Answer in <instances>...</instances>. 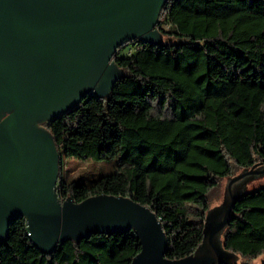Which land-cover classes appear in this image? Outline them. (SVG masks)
<instances>
[{"label": "trees", "instance_id": "obj_1", "mask_svg": "<svg viewBox=\"0 0 264 264\" xmlns=\"http://www.w3.org/2000/svg\"><path fill=\"white\" fill-rule=\"evenodd\" d=\"M156 28L160 44L117 50L123 78L107 99L88 95L46 128L61 158L58 198L110 195L148 207L166 234L165 258L178 260L206 251V217L216 226L224 210L209 207L221 181L264 167V0H168ZM64 159L104 173L68 180ZM218 237L235 259L264 253V185L239 195ZM139 251L130 232L43 255L20 219L0 243V264H130Z\"/></svg>", "mask_w": 264, "mask_h": 264}, {"label": "water", "instance_id": "obj_2", "mask_svg": "<svg viewBox=\"0 0 264 264\" xmlns=\"http://www.w3.org/2000/svg\"><path fill=\"white\" fill-rule=\"evenodd\" d=\"M168 0H0V243L25 221L27 239L43 255L95 235L132 232L140 251L130 264H235L216 245L239 195L226 187L216 226L206 217V252L168 260V240L156 214L129 198L98 195L60 201L59 149L46 125L86 96L107 99L122 70L112 60L123 45H157Z\"/></svg>", "mask_w": 264, "mask_h": 264}, {"label": "rangeland", "instance_id": "obj_3", "mask_svg": "<svg viewBox=\"0 0 264 264\" xmlns=\"http://www.w3.org/2000/svg\"><path fill=\"white\" fill-rule=\"evenodd\" d=\"M127 52V51H126ZM93 163L90 161H80L76 159H64L62 166V175L64 178H68L71 181H77L81 176H100L104 173L102 165H96V168H92ZM86 169H89L86 171ZM229 180L221 181L219 187L212 191L209 196V207L215 209L222 207L225 209L227 202H225L226 187ZM264 185V175L262 176H249L244 178L233 185V194L240 195L246 192H251L257 189L259 186ZM219 240V237H218ZM264 262V253L256 258H237V264H262Z\"/></svg>", "mask_w": 264, "mask_h": 264}, {"label": "flooded vegetation", "instance_id": "obj_4", "mask_svg": "<svg viewBox=\"0 0 264 264\" xmlns=\"http://www.w3.org/2000/svg\"><path fill=\"white\" fill-rule=\"evenodd\" d=\"M205 252H206V251H204V252H200V253H201V254H205Z\"/></svg>", "mask_w": 264, "mask_h": 264}, {"label": "built area", "instance_id": "obj_5", "mask_svg": "<svg viewBox=\"0 0 264 264\" xmlns=\"http://www.w3.org/2000/svg\"><path fill=\"white\" fill-rule=\"evenodd\" d=\"M61 201V200H60Z\"/></svg>", "mask_w": 264, "mask_h": 264}]
</instances>
